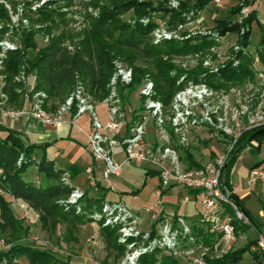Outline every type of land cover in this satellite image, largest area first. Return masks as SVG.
<instances>
[{"label":"trees","instance_id":"trees-1","mask_svg":"<svg viewBox=\"0 0 264 264\" xmlns=\"http://www.w3.org/2000/svg\"><path fill=\"white\" fill-rule=\"evenodd\" d=\"M1 1L12 4V8L15 7L14 0ZM170 1L157 0V4H155L151 0H111V5H106L102 15L94 21L90 38L86 39L82 43V47L73 53L62 46V41L65 38L62 35L53 38L38 56L29 59L27 54L33 46V34L23 29L21 34H24V38L22 37L24 48L9 52L5 60V70L9 81L26 66L29 72H32L33 69L38 70L37 87L39 89L45 88L50 97L60 98L62 99L61 102H64L77 84L82 83L85 90L87 88L99 102H103L109 95L108 85L114 73L113 63L116 59H119L132 66L134 72L133 84L120 88L123 104L128 102V94L137 91L142 80L148 76L155 84L156 98L168 105L176 92L186 83L178 85L177 82L184 75V71L177 68L168 59L164 60V57L194 54L214 44V40L210 38V35L183 41H166L160 45L153 44L151 36L162 21L167 23L168 30H175L178 25L194 20L197 14L203 11L213 0H194V2L179 0V6L176 9L168 5ZM247 5H251L249 0H241L240 5L230 9V14H238ZM130 9L135 10L132 22H119L118 15ZM119 10H122L121 13H119ZM57 15L62 16L57 9L43 8L39 12L43 22L54 21ZM27 19L30 21L29 17ZM9 20V12L5 5L1 3L0 22H8ZM112 21L115 22L113 29L103 27L104 24ZM255 22L258 24L257 13L251 11L241 24L232 23L226 19L219 20L218 32H220V36H224L228 33H241L244 30L241 44L246 47L250 44L249 38L252 35V25ZM6 31L7 29L0 31V36H3ZM94 37L101 39L93 40ZM261 44L264 46V36L261 38ZM84 45H87V47L84 48ZM261 57L264 61V51ZM237 58L240 61L238 66L233 67L232 64H229L220 71L219 75H208L205 80L206 84L214 89H226L230 85L242 84L248 79L254 81L255 75L251 70V56L241 52ZM17 87V84H12L9 88L13 99L11 101L15 106H19L16 103L18 97L15 88ZM66 92L67 95L64 97ZM0 133V169L3 171V177L0 178V193L9 194L25 201L39 215L42 222L54 226L58 221H62L72 232L80 229L83 224L92 222L93 212L100 213L102 211L105 204L104 198H90L87 193L80 202L82 212L86 216L77 214V206L65 205L63 202H59L61 199L65 202L76 189L70 183L63 181V176L67 172L57 169L55 163L48 159L47 147L26 143L21 138L20 133L11 128L0 126ZM252 141L257 142V146L252 147L251 151L256 153L259 146L264 142V126L243 134L229 153L221 175V184L231 192V200L251 221V225L234 221L237 235L238 232L245 234L251 229H254L256 233L262 232V223L245 208L239 196L234 193L232 184L233 167L241 153L251 145ZM38 150L42 151L39 162L34 159ZM183 152L187 154L188 151L183 150ZM212 157H215V155L212 154ZM188 158L187 165L189 168L202 167L193 156L188 155ZM20 159H22V162L18 164ZM32 165H36L39 172L44 174L48 181L47 185L37 186L24 179L26 171ZM146 174L151 176L156 173L146 172ZM70 176L73 177L74 174ZM97 189L104 194L107 192L99 184H97ZM9 206L5 197L0 194V217L4 223L1 226L4 229L15 228L14 216ZM225 208L226 213L234 219L235 211L233 208L228 205ZM192 230L197 243H202L205 247L211 249L221 237V235L211 233L202 224L194 226ZM155 234L156 231L154 230L152 236ZM105 235L110 245L117 249L118 254L123 255L124 248L118 246L117 240L113 239V237L117 238L116 231L105 229ZM256 245L257 240L251 241L240 249H233L222 258L210 259L208 257L206 260L209 264H240L243 255L250 252L253 256L252 260L256 264H264V260L261 261L264 254L253 250ZM18 256L27 258L32 264H70L65 261L59 262L55 255L49 251L31 248L22 244L13 245L8 251H0V264L3 261H11ZM158 262L156 253L144 256L141 260L142 264H157ZM161 264H176V262L164 257L161 259Z\"/></svg>","mask_w":264,"mask_h":264},{"label":"rangeland","instance_id":"rangeland-1","mask_svg":"<svg viewBox=\"0 0 264 264\" xmlns=\"http://www.w3.org/2000/svg\"><path fill=\"white\" fill-rule=\"evenodd\" d=\"M12 1V0H11ZM111 0H14V18H27L29 24L27 27L22 28L19 26L18 28H12V32L10 33V42H12L18 49L21 50L24 48L22 45V37L24 38V34H21L23 31L27 30L33 34L32 41L33 46L28 51V58L33 59L35 56L41 52L42 49L46 48L50 41L53 38L60 37L64 35V40L62 41V46L66 48L71 53L75 52L77 49L82 47V43L90 38L91 27L94 24V21L99 19L102 15L104 8L106 5H111ZM157 4V0H151ZM182 1H193L194 0H182ZM223 6L218 8V6L214 3V0L210 2V4L199 14L194 20H190L185 24H180L177 26L175 30H167L170 34L163 35V39L160 42H157L156 31L161 28L163 24L164 27L167 28V23L162 21L156 31L152 34V41L155 45H160L166 41H183L188 39H193L195 37H204L211 36L210 38L214 40V44L206 47L204 50L184 55V56H172L170 58L164 57V60L168 59L172 64H174L177 68L184 71V75L182 78L178 80L182 83L194 82V83H206L208 75H215L220 73V71L232 64L233 67L238 66L239 59L237 58L239 53H243L245 55L251 56L252 64L251 70L255 75V80H246L242 84H238L235 86L230 85L226 89H216L219 93L223 91H230L232 89H239L243 92L244 98L246 99L245 108L250 107L249 113L251 115H264V61L262 60L261 54L264 51V46L261 44V37L258 36V33L252 29V35L249 38L250 44L249 46H243L241 44L242 37L245 33L243 30L241 33H228L224 36H220V32H218L219 20H228L229 22L241 24L245 18H247L248 13L247 9L253 3L257 1L249 0L251 5H247L242 8V10L235 15L230 14V9L240 5L241 0L231 7L229 0H223ZM7 3V2H6ZM179 0H171L168 5L171 8H178ZM10 4V3H8ZM12 5V4H10ZM231 7V8H230ZM43 8H49L52 10L57 9L59 15L56 16L54 21L43 22L41 21V16H39V12ZM229 9V10H228ZM226 11L225 13L221 11ZM228 10V11H227ZM122 10H119L121 13ZM135 15V10L130 9L127 12H123L121 15H118V21L123 22H132V18ZM114 21L108 22L104 24L105 29H113ZM175 32V33H174ZM172 37L171 40H169ZM175 37V38H173ZM3 36H0V40L3 39ZM101 39L94 37L93 40ZM196 43V42H194ZM84 48L87 45L83 46ZM240 48L239 51L237 49ZM245 50V51H244ZM9 53V52H8ZM8 53L3 57V69L0 70V88L3 92L7 94L9 97L10 106L19 108L23 104H25V100L27 97H30L31 100L29 103H36L38 101H42V106H48L46 108L47 111H56L58 106L63 103L62 99L57 97H50L46 92L45 88L39 89L37 86V77L38 70L33 69L32 72L27 71L26 66H24L17 75L13 76L12 80L9 81L8 74L5 70V60L7 59ZM256 58L259 59V63L257 64L260 69L256 72L253 70V65L255 63ZM118 63L125 66L128 69H132L128 63L123 62L119 59L114 61V65ZM148 77V76H147ZM177 82V83H178ZM12 84H17V88H15V92L17 94L16 103L19 106H15L11 101L12 96L10 93V87ZM81 85L85 87L82 83ZM138 92L128 94V102L130 107V114L136 115L137 110H141L142 102L138 97ZM232 95V92L230 93ZM37 95H40L38 100H36ZM67 95V92L64 94V97ZM85 96L92 99L96 104V113L100 120V122L106 126L110 122L109 111L105 104L101 105L99 100L93 96L86 88ZM13 100V99H12ZM36 100V101H35ZM124 107V105H122ZM6 125L4 127L11 129H18V124L23 123L22 120H18L14 123L11 121H5ZM243 124L248 126V119L244 118ZM247 131H245L246 133ZM209 133V134H208ZM212 133V132H211ZM210 133V131L205 130L204 127L195 128L191 130V134L189 136V142L187 145L181 147L179 151L180 158L184 163H188L189 158L188 155L194 157L195 151L202 155L204 158L205 153L210 152V145L213 144V149L220 150L221 147H217L216 143L224 142L226 138L223 136L215 137ZM1 135V133H0ZM217 140V141H215ZM221 140V141H220ZM214 141V142H213ZM252 147H256L253 144ZM226 143V142H225ZM224 143V144H225ZM226 145V144H225ZM250 146V145H249ZM251 147V151H252ZM183 150L186 153L183 152ZM208 155V157L211 156ZM225 153V152H224ZM253 153V157H257L258 155L264 154V142L259 146L258 152ZM42 155V153L40 154ZM40 155H35V158H41ZM34 158V159H35ZM211 158H209L210 160ZM21 160V159H20ZM19 160V161H20ZM22 162V160H21ZM20 162V164H21ZM197 162V161H196ZM19 164V162H18ZM34 167H38L36 165H32L28 168L26 173L33 174L30 179H34L37 172ZM32 167V168H31ZM39 172V170H38ZM39 174L44 175L39 172ZM69 176L70 174L66 173L63 176ZM80 180V185L78 190L81 192H86L89 190V180H87V176L85 174ZM237 176L239 177L242 188L244 189L245 181L248 176V169L245 166H240L238 168ZM3 177V171L0 169V178ZM25 177V176H24ZM44 177V176H43ZM46 179V178H45ZM44 180V179H43ZM47 181V179H46ZM160 182L158 176L151 175L149 176V180L147 181V188L141 192L140 195H137L136 199H127V203L125 206L131 210L136 212H150L154 213L158 210L157 205L159 204V199L155 195L157 183ZM48 183V181H47ZM37 186H43V184H35ZM2 194L7 203L10 205V209L14 216L15 228L9 227L8 229H4L1 225H4L1 217H0V251H8L10 247L16 244L27 245L31 248H37L44 251H49L54 254L56 259L61 261H65L70 264H132L129 260L130 256L135 252H142V249H146L149 247L148 243H151L153 238L158 234L161 225L157 228V223H153L150 228V221L147 217L143 215H139L137 213L131 214V218L128 217L126 221H135L136 229L140 233V237L138 239H130L125 243H121V232L120 227L122 225L121 222L115 224H106L107 217L99 218V212H93L94 215L91 216L92 222H87L83 224L80 229H77L75 232H72L68 229V226L65 225L62 221H58L54 226L48 224L47 222H42L40 220L39 215L23 200L17 199L9 194ZM248 194H241V201L245 207H248L253 213L254 217H257V211L259 210V203L256 199H248L245 200ZM66 199V198H65ZM69 200V198L67 199ZM66 200V201H67ZM129 200V201H128ZM64 202L63 199L59 200V202ZM121 203V202H110L105 201L104 203ZM163 202V201H162ZM200 203V201H199ZM201 207V205H200ZM161 210V209H160ZM186 214L190 215L192 213L193 207L187 206V208L183 209ZM84 212H77L78 215L82 216ZM114 216L116 213L113 214ZM145 215H149L146 213ZM259 215V213H258ZM86 216V215H84ZM96 216V217H95ZM109 217L111 219H115V217ZM259 217H257L258 219ZM166 221V220H165ZM165 221L163 223H165ZM117 225V226H116ZM206 228V227H205ZM105 229H111L116 231L117 238L113 237V239L117 240L118 246L124 248V254L119 255L116 248L112 247L110 243L106 239ZM158 229V230H157ZM69 230V231H68ZM156 231V234L153 235V231ZM208 232V231H207ZM150 234V238H147L146 235ZM257 233L251 229L247 233L243 234L242 232H238V236L234 243V250L240 249L246 246L249 242L257 240ZM112 239V240H113ZM115 240V241H116ZM196 239L194 241L189 242L184 238H180L178 248H162L155 246L152 250L148 252H144L140 258L139 263L144 256L151 255L156 253V259L159 261L157 264H161V259L167 257L176 262V264H193L191 261L194 259H203L205 264H209L207 262V258L217 259V255L214 251H205L204 245L201 243H196ZM136 242V246L130 247V245ZM109 244V245H108ZM257 251L256 248L253 249ZM190 251V252H189ZM252 254L250 252H246L243 255V259L240 264H256L252 260ZM264 258H261L263 262ZM1 264H32L27 258L23 256H18L17 258L12 259L11 261H3ZM62 264V263H59ZM142 264V263H141Z\"/></svg>","mask_w":264,"mask_h":264},{"label":"built area","instance_id":"built-area-1","mask_svg":"<svg viewBox=\"0 0 264 264\" xmlns=\"http://www.w3.org/2000/svg\"><path fill=\"white\" fill-rule=\"evenodd\" d=\"M1 3L7 8L10 20L0 22V31L7 29L3 34L4 38L0 40V70L3 69L4 55L18 49L7 38L12 32L10 29L19 26L24 28L29 24L27 18H14L11 5L0 0ZM214 3L218 8L222 7L221 0H214ZM166 29L168 30V27L166 28L162 24L161 28L156 31L157 42L165 40L163 35L170 34L169 30L166 31ZM171 39L172 37L169 40ZM239 50L240 48L237 49V51ZM258 63L259 59L256 58L252 66L256 72L260 69ZM182 80L184 79H181L178 85L182 83ZM133 82V69L116 63L108 85L109 95L103 101L108 108L110 118V122L106 126L100 122L96 113V104L92 99L85 96V88L81 83L77 84L73 92L54 112L47 111L46 108H49L50 105L42 106V101L29 103L30 97L26 98L25 104L21 107H12L8 101L9 97L0 88V126H5V121L14 123L18 120H22L24 124L33 120L44 126L52 127H60L65 123L76 126L82 117L88 115L91 123V131L88 135L89 145L95 161L104 164L105 175L120 174L123 165L129 163L142 166L145 172L156 173L160 179L162 190L180 187L196 193L201 205V224L211 233L221 235L215 242L213 249L203 247L207 252L214 251L217 255L216 258H222L234 249V243L238 236L234 221H239L244 225H251V221L231 200V192L221 184V175L229 153L245 131L264 126V115H251L249 113L250 107L246 106L245 108L246 99L241 90L232 89L228 92L219 93L206 83H186L176 92L172 101L167 105L156 98L155 84L150 77H146L142 80L138 92L142 108L134 112L136 115L129 119L122 106L120 88L130 86ZM39 96L37 95L36 100L40 99ZM244 118L248 119V126L243 124ZM200 127H204L210 133L212 132L214 138L219 135L226 138L224 142L220 140L223 144L226 142V145L224 144L221 154L212 157L206 163H200L201 168H189L187 163L181 160L179 151L181 147L188 144L191 130ZM253 144L257 146V142H253ZM251 147L252 144L244 151H251ZM118 150L124 154V162L116 160L115 152ZM88 180L91 188H97V182L92 172ZM63 181L69 183V176L65 177ZM249 183L251 186L259 187V193L263 198L262 232L257 233L255 248L264 254L263 166H256L250 171ZM84 197L85 193L76 189L70 195L69 200L63 203L77 206V212H82L80 202ZM226 205L235 211L234 219L226 213ZM114 213H116L115 216ZM131 214L133 212L123 203H106L98 217H107L106 224L121 222L120 242L125 243L127 240L140 237V233L136 229V222L134 220L126 221L128 217L131 218ZM113 216L115 219L109 218ZM146 237L150 238V234ZM180 238L189 240L190 243L196 239L193 236L192 228L183 218L175 221L169 219L162 223L156 237L151 243H148L149 247L142 249L140 253L135 252L128 261L132 264L139 263L140 258L138 256L152 250L155 246L177 249ZM195 242L197 243V241ZM136 244L133 242L130 247H134ZM191 261L193 264H205L202 258H192Z\"/></svg>","mask_w":264,"mask_h":264},{"label":"crops","instance_id":"crops-1","mask_svg":"<svg viewBox=\"0 0 264 264\" xmlns=\"http://www.w3.org/2000/svg\"><path fill=\"white\" fill-rule=\"evenodd\" d=\"M221 2L223 6L224 1L221 0ZM229 2L231 7H233L239 2V0H229ZM251 11H256L258 22V24L255 22L252 25V29L255 30L258 33V36L262 38V36H264V0H257L256 3L249 6L247 13L249 14ZM221 12L225 13L226 11ZM99 103L101 105L104 104V102ZM123 105V109L126 111L127 117L129 119L133 118L134 115L130 114L129 109H127V107H130L129 103H125ZM14 130L20 133L21 138L26 143L46 146L48 159L55 163V167L69 173L70 175L74 174L73 177L70 176L69 183L75 189L79 188L80 180L83 177L82 175L85 174L88 180L89 175L92 172L97 184H99L102 189L107 192L104 194L101 190L91 188L89 185L90 188L85 193H87L90 198L103 197L105 201L121 202L125 205V203H127V199L135 200L137 195H140L141 192L147 188L146 184L149 180V176H147L142 166L125 163L120 174L110 176L105 175L104 164L102 162L95 161L89 145L88 135L91 131V123L88 115L82 117L76 126L71 125L70 123H65L60 127L44 126L31 120L25 124L22 122L19 123L18 129ZM216 145L217 147H221V149L219 151L213 149L214 145L211 144L209 148L210 152H212L210 157H208L210 152L203 154V158L201 154L195 151L196 153L194 154L196 155H194L193 158L199 163H206L209 158H212V154L216 156L222 153L224 144L218 141V144L216 143ZM41 153L42 151L38 150L36 155H40ZM40 157H42V155H40ZM115 158L119 162H124L125 160L124 154L120 150L115 152ZM40 159L41 158L38 159L37 156L35 158L37 162H39ZM240 166H245L248 169V176L245 181L244 189L242 188L239 177L237 176L238 168ZM256 166L264 167V154L258 155L257 158L255 156L253 157V153H251V151L242 152L232 170V184L234 186L235 193L240 199L241 194L245 195L247 193L248 196L245 197L247 202H249V198H254L258 201L259 210L256 212V215L259 217L258 220L261 222L263 198L259 193V187L251 186L249 183L250 171ZM32 169L36 170L33 172H37L38 175H36L32 180L30 178L31 176L33 177V174L28 171L29 173L25 174L24 179L29 183L43 184V186L47 185L48 183L45 176L39 174L36 167L33 166ZM153 175L157 176L156 174ZM157 184L158 186H156L155 195L159 199V204L157 205L158 210L154 213L147 211L132 212L137 213L140 216L143 215L144 217H147L150 221V228L153 223L158 222L157 228H159V225H161L165 220L167 221L171 219L175 221L179 218H183L192 229L194 226L201 224V207L196 193L187 191L186 189L180 187L162 190L160 188V182ZM190 205L193 207V210L192 213L188 215L184 212L186 210L183 209ZM245 208L252 216H254L248 207ZM146 213H149V215H145ZM257 217L255 218L257 219Z\"/></svg>","mask_w":264,"mask_h":264}]
</instances>
